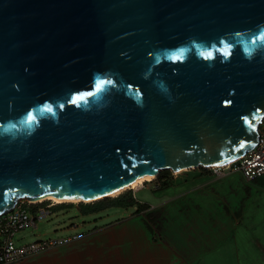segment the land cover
Wrapping results in <instances>:
<instances>
[{"label": "water", "instance_id": "water-1", "mask_svg": "<svg viewBox=\"0 0 264 264\" xmlns=\"http://www.w3.org/2000/svg\"><path fill=\"white\" fill-rule=\"evenodd\" d=\"M263 120L264 0H0V215L233 161Z\"/></svg>", "mask_w": 264, "mask_h": 264}, {"label": "rangeland", "instance_id": "rangeland-1", "mask_svg": "<svg viewBox=\"0 0 264 264\" xmlns=\"http://www.w3.org/2000/svg\"><path fill=\"white\" fill-rule=\"evenodd\" d=\"M259 129H264V120L259 125ZM162 173L164 177L161 179H156V176L151 180L142 182L136 188L124 191H131L132 196L140 202L152 204V207L145 211L136 212L134 206L128 208L109 206L108 201L103 204L102 208L95 211L89 210L87 206L82 205L86 203L81 202L56 205L49 216L35 220V226H29L16 232L13 239L17 245L36 240L64 239L65 241L38 254L6 264H93V255L95 251H98V247L95 244L96 241H83L82 235L88 231L91 234L102 233L106 235L109 232L108 228L114 226L112 223L117 225L136 217L145 224L147 229H150L149 231L155 240H161L162 230L160 231L153 226L150 227L144 217L146 212L168 202L169 209L174 207L184 213L188 209L191 210V213L196 209L207 214L209 208L213 212L216 206L215 200L227 202L229 208L228 226H230L231 220L233 222L237 219L241 220L240 218L243 220L244 225L242 227L237 230L234 227L231 229V232L239 235V242L245 252L242 258L243 264H264V252L259 256L251 253V223L253 218L257 219L258 227H260L261 245L262 249L264 248V176L254 181H247L242 178L240 173L230 170L227 166L220 167L218 170L213 167L177 171L165 169L162 170ZM163 179H171L172 186L161 188L160 182ZM193 186H205L213 194L190 193V188ZM194 202H199L201 209H199V205L194 207ZM93 203L95 202L88 204ZM209 203H212V206L208 207ZM175 209L173 210L176 211ZM197 216L199 215L197 214ZM211 219L213 222L216 219L221 221L219 216H212ZM222 224H224L223 221ZM73 235L79 236L78 239L66 241Z\"/></svg>", "mask_w": 264, "mask_h": 264}, {"label": "crops", "instance_id": "crops-1", "mask_svg": "<svg viewBox=\"0 0 264 264\" xmlns=\"http://www.w3.org/2000/svg\"><path fill=\"white\" fill-rule=\"evenodd\" d=\"M204 177L201 178L206 179ZM191 192H202L205 193L204 195L206 193L213 194L205 186H193L190 188ZM141 203H147L149 208L152 207V204L148 202ZM214 204L216 206L213 212L209 208L207 214L196 209L192 213L189 209L186 213L178 211L174 207L169 209L168 202L146 212V214L160 213V223L157 229L162 230L161 240H155L150 229H147L145 224L134 217L117 225L112 223L114 226L108 228L109 232L106 235L91 234L88 231L82 235L83 241H96L98 251L94 252L93 264H243L242 258L245 252L239 242V235L231 232L233 227L236 230L242 227L243 220L242 218L235 222L231 220L230 226H228L229 208L227 202L215 200ZM193 205L194 207L199 205V209H201L199 202H194ZM210 205L212 206V203H209L208 207ZM212 216H219L221 221L216 219L213 222ZM147 223L150 227H155L148 221ZM251 229V253L259 256L264 252V248L262 249V237L256 218L252 220Z\"/></svg>", "mask_w": 264, "mask_h": 264}, {"label": "built area", "instance_id": "built-area-1", "mask_svg": "<svg viewBox=\"0 0 264 264\" xmlns=\"http://www.w3.org/2000/svg\"><path fill=\"white\" fill-rule=\"evenodd\" d=\"M230 170L240 173L247 181H254L264 176V129H259L257 144L237 159L230 161L227 166ZM219 169L220 166L213 167ZM58 204L45 200L30 202L22 200L12 209L0 215V264L38 254L65 240H36L27 244L17 245L13 236L16 232L35 226V220L43 219L52 213ZM77 239L76 235L66 241Z\"/></svg>", "mask_w": 264, "mask_h": 264}, {"label": "trees", "instance_id": "trees-1", "mask_svg": "<svg viewBox=\"0 0 264 264\" xmlns=\"http://www.w3.org/2000/svg\"><path fill=\"white\" fill-rule=\"evenodd\" d=\"M163 177L164 176L161 171L157 175L156 179H161ZM171 185H172L171 179H163L160 182L161 188L169 187ZM107 201L109 202L108 204L109 206H116V207H122V208H128V207L134 206L136 208V212L144 211L149 208V205L147 203H141L134 196H132L131 191L122 192V194L116 197L100 200L99 202H95L93 204L86 203L82 205L87 206L89 210L95 211V210H98L99 208H102L103 204ZM159 215L160 213L158 212H150V213L145 214V218L151 225H154L156 228H158V225L160 223Z\"/></svg>", "mask_w": 264, "mask_h": 264}, {"label": "bare ground", "instance_id": "bare-ground-1", "mask_svg": "<svg viewBox=\"0 0 264 264\" xmlns=\"http://www.w3.org/2000/svg\"><path fill=\"white\" fill-rule=\"evenodd\" d=\"M229 163L230 162H226V163L211 165V166H206V167H215V166L224 167V166H228ZM182 170H184V169H182ZM152 178H153L152 175H150V176H145V175L139 176L136 179H134L126 188H131V189L136 188L137 185L141 184L144 181L151 180ZM117 193L118 192L113 193L111 196H114ZM45 200L52 201L54 204H61V203H65V202H74V203L79 202V201L89 202V201H92L93 199H66V198H60V197H57L55 195L50 194V195H47L43 198H40V199H37L34 201H30V202H43Z\"/></svg>", "mask_w": 264, "mask_h": 264}, {"label": "snow or ice", "instance_id": "snow-or-ice-1", "mask_svg": "<svg viewBox=\"0 0 264 264\" xmlns=\"http://www.w3.org/2000/svg\"><path fill=\"white\" fill-rule=\"evenodd\" d=\"M208 55L210 56L211 53H208ZM98 87H99V85H98ZM81 98H82V97H81ZM47 110H48V111H52L51 107H48ZM34 119H35V117L32 116L31 114H29L28 117H27V120H28V121H32V120H34Z\"/></svg>", "mask_w": 264, "mask_h": 264}]
</instances>
